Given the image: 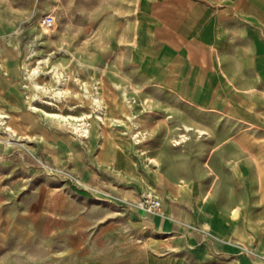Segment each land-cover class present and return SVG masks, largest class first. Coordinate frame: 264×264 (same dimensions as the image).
<instances>
[{"label": "rangeland", "instance_id": "rangeland-1", "mask_svg": "<svg viewBox=\"0 0 264 264\" xmlns=\"http://www.w3.org/2000/svg\"><path fill=\"white\" fill-rule=\"evenodd\" d=\"M101 2L0 0V264H72L79 252L113 256L136 238L126 235L125 223L128 213L140 211L134 204L139 193L116 191L112 170L96 167L94 160L101 148L109 160L117 147L127 153L141 147L140 120L131 113L147 106L143 94L175 107L176 125L189 119L184 115L206 129L228 124L111 71ZM138 9H145L144 0ZM47 14L51 26L44 22ZM164 126L155 125V133L145 137L149 146L134 151L133 161L172 179L196 176L205 151L195 148L218 136L195 140L190 134L183 145H173L187 136L167 134ZM247 142L264 143V129ZM258 175L264 177V166ZM67 237L81 240L80 247L68 248Z\"/></svg>", "mask_w": 264, "mask_h": 264}, {"label": "crops", "instance_id": "crops-1", "mask_svg": "<svg viewBox=\"0 0 264 264\" xmlns=\"http://www.w3.org/2000/svg\"><path fill=\"white\" fill-rule=\"evenodd\" d=\"M144 1L145 9H138L139 0L101 2L111 71L228 124L206 129L184 115L189 119L176 125L175 107L143 94L147 106L131 113L140 120L141 147L133 145L130 154L117 147L109 160L101 148L94 165L112 170L111 185L124 196L154 189L164 200L161 215L128 213L126 235L136 238L119 254L79 252L72 264H258L264 253V177L258 175L264 143L247 140L264 129V0ZM157 124H165L167 134H194L195 140L218 136L195 148L205 151L196 176L172 179L146 162L136 165L134 151L144 152L145 137ZM187 138L172 143L183 145ZM72 239L67 247H80L81 240Z\"/></svg>", "mask_w": 264, "mask_h": 264}, {"label": "built area", "instance_id": "built-area-1", "mask_svg": "<svg viewBox=\"0 0 264 264\" xmlns=\"http://www.w3.org/2000/svg\"><path fill=\"white\" fill-rule=\"evenodd\" d=\"M44 22L47 26L53 24V16L47 14L44 17ZM136 208L146 213H158L160 210V200L149 190H143L139 192L138 198L134 203ZM260 257L264 260V253L260 254Z\"/></svg>", "mask_w": 264, "mask_h": 264}, {"label": "bare ground", "instance_id": "bare-ground-1", "mask_svg": "<svg viewBox=\"0 0 264 264\" xmlns=\"http://www.w3.org/2000/svg\"><path fill=\"white\" fill-rule=\"evenodd\" d=\"M26 67H27V66H25V68H26ZM30 69H31V68H30ZM27 71H28V70H27ZM37 72H38V69H34L33 72H32V74L35 75ZM82 133H83V132H82ZM186 138H187V137H186ZM159 200H160V199H159Z\"/></svg>", "mask_w": 264, "mask_h": 264}]
</instances>
